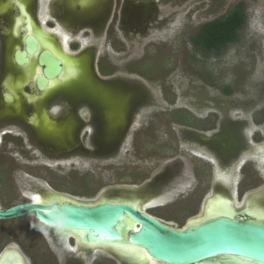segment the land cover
<instances>
[{
    "label": "rangeland",
    "instance_id": "374dc122",
    "mask_svg": "<svg viewBox=\"0 0 264 264\" xmlns=\"http://www.w3.org/2000/svg\"><path fill=\"white\" fill-rule=\"evenodd\" d=\"M241 1L247 3L248 20L240 33L238 43L232 45L221 57L212 56L207 61L205 59V63L201 65L190 59L189 55L195 54L187 42L183 41L184 43L178 48L174 43L169 47H149V56L152 57L150 60L156 70L153 77L150 74L149 79L135 85L144 90L137 94L134 91V68H138L134 63V38H124L121 30L116 36L121 40L122 45L117 47L111 41L113 35L107 34L106 31L93 42L91 26L82 28L79 31L82 40L73 37L71 39L73 43L69 42L67 48L76 55L80 53L92 55L91 70L97 83L104 85L105 89H112L114 83L118 81L122 87L128 88L129 91H119L123 97L121 100H125L120 103L121 109L125 108V123L116 131L108 132L103 127L102 120L97 119L95 112L98 114L99 110L95 107L94 97L90 93L84 94L87 91H81L80 87L71 91H56L49 101L52 111L66 104L70 112L74 110V113H77L80 124L81 121L83 123L87 121L79 126L69 150L66 146L57 147L52 144L40 146L32 139L33 130L26 125H20L25 133L18 128V121L8 120L0 123V205L6 208L23 202L36 190H38L36 194L41 198H44L47 191L81 201H91L90 203L106 195L114 198L128 194V189L136 188L132 185H143L154 179L156 175L164 173L165 169L162 168L155 171L158 164L164 162L172 164L173 160L183 156L188 161L192 178L195 180L196 173L203 171L206 177H203L202 184L207 185L210 182L212 167L180 149V146H183L189 150L188 144L191 141L186 139L189 142L186 143L181 137L180 129L172 117L174 109L190 110L194 115L202 118L216 113L219 121L237 122V125L245 129L252 139L256 131H261L263 141L258 148L264 150V125L259 127L256 123L264 121V0H168L169 5L166 7L159 4L157 6L166 13V16L170 15L169 12H174L180 17V31L173 40L177 42L183 31L185 37L181 38L188 41L201 24L221 16ZM40 2L45 4V0ZM112 2L115 3V0ZM98 6L99 0H95L84 8L87 14H91L97 12ZM113 12L106 27L111 26L114 21L115 10ZM121 14L118 13L120 18ZM75 40H79L81 44ZM73 44L78 46L73 47ZM101 59L107 71L105 74L112 73V75H102L99 67ZM164 60L167 61L165 66L162 63ZM211 75H214L213 78ZM168 84L173 85L177 91L160 90L161 86L168 87ZM228 86L233 90L231 95L222 91ZM148 88L152 91H146ZM111 93L113 94L112 91L109 92ZM134 95L137 103L150 102V108L141 112L146 119L153 117L154 122L152 127L142 130L143 133L137 137L138 143L135 147L134 132L141 124L134 125ZM173 99L176 100L175 106L169 103ZM159 102L163 103V110L153 108ZM1 105L3 103L0 97ZM25 111L27 113V109ZM32 111L31 108L28 110V112ZM74 116L76 117V114ZM91 120L92 123H89ZM57 132L56 138L59 137L60 131L56 130L55 133ZM5 133L8 134L4 135ZM237 155L238 153H235L231 157L232 160H237ZM198 156L209 159L205 153H198ZM215 160L213 161L215 170L217 168L225 170L226 167L233 166V164L229 165L231 161L226 163L220 159ZM235 173L239 176L241 171L237 170ZM250 174L253 179L255 173ZM164 185L166 184L162 183L160 187ZM178 188L169 187L168 190ZM136 189L144 192V187ZM146 189L145 192H152ZM179 189L183 190V188ZM140 194L145 193H139L138 196ZM199 201L200 194L186 191L184 195L178 194L166 203L155 204L151 208H155L154 211L161 216L171 219L170 222L179 228L183 220H185L184 224L186 222L187 212L183 211L188 207H195L198 213ZM167 203L171 204L160 207ZM23 222L22 231L17 230L14 235L11 234L9 243L18 244L23 248V253L29 254L30 264H42L43 259L50 264H57L49 254L52 253L51 248L41 236L37 238V243H34L38 227L28 220ZM11 223L2 224L10 226ZM40 230L45 233L44 229L40 228ZM104 262L115 264L107 258H104Z\"/></svg>",
    "mask_w": 264,
    "mask_h": 264
},
{
    "label": "flooded vegetation",
    "instance_id": "af4514ba",
    "mask_svg": "<svg viewBox=\"0 0 264 264\" xmlns=\"http://www.w3.org/2000/svg\"><path fill=\"white\" fill-rule=\"evenodd\" d=\"M71 1L73 4L74 2L77 4L78 11L80 12L81 7L84 8L89 3L95 2V0H45V4H42L40 0H0V97L3 103V105L0 106V123L12 120L19 122L17 123L18 128H21L20 125H26L33 130L31 133L33 141L42 147L51 144L54 145L57 142V134L55 131L59 130L61 132V138H64L62 142L65 143L67 150L70 149V144L75 140L74 136L79 126L87 123V121L84 123L81 121V125L78 122L79 117L77 113H74V110L70 112L69 106L66 104L58 110H51L49 101L54 97V93L58 88L52 86V82L59 78H49L48 85L45 86L43 90L40 89L38 80L40 77H44V68L40 64V54L41 52H47L54 58H58L61 62L62 60L58 57L56 52L43 46L44 39L49 44L52 43L51 45L55 47V49L61 50L64 48V52H67L72 59L74 58V64L77 65L76 75H71V77L67 79V87L61 90L71 91L73 88L80 87L82 89L81 91H87L84 94L88 95L90 93L94 97V102H96L95 107L99 110L98 114L94 111L97 119L99 121L102 120V125L106 128L108 125V121H106L108 107L106 109L104 106L105 101L103 100V95L105 92L110 91H112L114 95H117L120 93L119 91L129 90L126 87H122L119 81L114 83L112 89H105L103 87L104 85L97 83L91 70L92 55L90 53L88 55L82 53L76 55L67 49V43H73V41L71 42L73 37H79V39L82 40L79 32L82 28L91 26L93 30V35L91 36L93 42L106 31L107 34L113 35L111 41L117 47L122 45L121 40L116 36L117 33L120 34L121 30L123 31L122 36L124 38H134V45L132 44L134 46V63L138 65V68H134V91H136L137 94L139 91L144 90L135 85L142 84V81H145L147 78L149 79L150 74L153 77L156 70L152 60H150L152 57L149 56V47H169L170 44L174 43V46L178 48L184 42H187L193 49V54H195L189 55L190 59L200 65L205 63V59L207 61V59L212 56L221 57L232 45L229 46L228 49L222 51L221 54L214 51L205 52L195 47L191 37L200 31L205 24L213 22L228 13L237 4L244 2L241 1L237 3L221 16L201 24V26L189 37L188 41L182 39L185 37V32L183 31V33H180L178 41L175 42L173 40L180 31V17L174 12H169L170 15L166 16V13L157 6V4H159L166 7L169 5V3H167L168 0H115V3L112 2V0H99L97 12L91 14H87L86 11H83L81 14L78 13L76 6L75 10L72 9L74 6L71 5ZM114 10L115 14L113 19L115 22L113 21L112 25L109 27L107 26V28L106 24L109 16L111 12L114 13ZM119 12L122 13L121 18L119 17L120 15H118ZM31 40L36 43V50L34 52H29L30 50L28 49V44L32 42ZM75 42L81 44L79 40H75ZM77 46V44H73V47ZM19 53H25L24 58L26 61L20 63L22 57L17 55ZM102 61V59L99 61L102 75H112V73L105 74L106 70L104 69ZM165 62L167 61H162L164 66ZM62 64L64 70V63L62 62ZM82 64H84V72ZM63 70L62 72H64ZM213 76L214 75H211L212 78ZM208 83L215 86L214 83L209 81ZM161 87V91H177V89L173 88V85L168 84V87H166V85ZM42 91L49 92L45 95L42 94ZM131 91H133V89H131ZM146 91L152 90L148 88ZM118 98L123 97L119 94ZM135 99L134 95V125L141 124V126L137 127V130L134 132V147L137 146V137L143 133L142 130L154 125L153 117L151 119H146L141 112L143 109L147 110L150 108V102H138L140 103L138 104ZM169 103L171 106H175L176 100L173 99ZM163 107V103L159 102L156 103L153 108H160L163 110ZM30 108L33 110L32 112H28ZM25 109H27V113ZM174 110L175 112H188L196 120L195 125L176 123L184 141H186V139L191 141V143L186 141V143H189V150L185 149L183 146H180V149H182V152H188L198 161L207 162L212 167L210 182L207 185H203V177H206V173L199 171L196 173L197 175L194 180L185 156L173 160L171 162L172 164L164 162L156 166L155 171L161 168L167 170L165 173L167 178L165 177V180L162 182L166 185L153 188L155 191L152 193H157L159 196L163 190L166 191L169 187L177 188L180 185H184L183 190L178 189L177 195H184L186 191L192 194H200L198 213L197 210L194 209L195 207H188V209L183 211L185 213L187 212V217L185 216L186 222L184 224L185 220H183L179 228L186 226L191 219L201 216L203 214L206 199L216 191L220 193L224 192L226 196L232 195V193L235 192L236 202L241 206L242 203L244 204V200L248 195L253 196L255 194L264 193V150L258 148L263 141L261 131H256L255 137L252 139L245 129L237 125V122L219 121L216 113H211V115L202 118L201 116L194 115L190 110ZM74 114H76V117ZM92 120L88 122L92 123ZM256 123L259 127L264 125V121ZM21 130L24 131L22 128ZM7 134L8 133H5L4 135ZM198 153H205L209 159L198 156ZM235 153H238V158L237 160H232L231 157ZM215 159H220L222 162L226 163L227 161H231L229 165L233 164V166L226 167L225 170L220 168L215 170L213 162L216 161ZM237 170L241 171L239 176H236L235 172ZM251 172L255 173L253 179L251 178ZM35 193H38V190L31 192L29 197L23 202H29L28 199L30 197L38 196V194L36 195ZM49 193L50 192L47 191L44 197ZM176 194L173 196L174 198ZM23 202H18L16 204ZM169 204L171 203H167L160 207H165ZM0 206L3 209L11 207L4 208L2 205ZM154 209L155 208L150 207L145 212L159 220L171 223V219L161 216L157 211H154ZM233 215H242L250 219L258 220L238 208L236 211H233L230 216ZM225 217L228 216L226 215ZM24 220H28L38 227L37 237L34 243H37V238L41 236L48 244L49 248H51L52 253L49 254L57 264H105L104 258H107L115 264H121L114 255L103 251L94 253L88 248L84 250H90L91 252L73 251V249L77 247L73 239L70 240V243L72 242L70 246L63 242L59 243L58 238L61 240L64 239L66 242L69 238L67 239L65 235L58 234L56 230H53V233H49L47 236L40 230L41 227L31 216L0 221V259L6 256V254H11L10 258L13 257V261L10 260L9 262H5L7 264H16L18 262L20 264H30L29 254L23 253L24 249L20 248L18 244L9 243V238L12 236L11 234L14 235L17 230L22 231L21 225H23ZM3 222L12 223L10 226H3ZM53 247L54 249H52ZM7 251L10 253H7ZM122 262L127 264L124 261ZM42 264L50 263L43 259Z\"/></svg>",
    "mask_w": 264,
    "mask_h": 264
},
{
    "label": "water",
    "instance_id": "95a60500",
    "mask_svg": "<svg viewBox=\"0 0 264 264\" xmlns=\"http://www.w3.org/2000/svg\"><path fill=\"white\" fill-rule=\"evenodd\" d=\"M70 3L75 10L77 4L74 2V5L72 1ZM83 11L85 8L81 7V12L77 8L78 13L81 14ZM31 41L28 49L29 52H34L36 43ZM17 55L22 57L20 63L26 61L25 53ZM40 64L44 68V77L39 78L38 85L43 90L48 85L49 78L61 74L63 64L47 52H41ZM82 66L84 72V64ZM103 96L104 106L108 107L106 129L111 133L125 123V108H122L124 109L122 111L120 107V103L124 101L114 93L105 92ZM62 140L64 138H57L54 145L65 147ZM166 171L143 185L132 186L146 187L147 191H154L153 188L160 187L165 180ZM28 200L29 202L19 203L7 209L0 206V221L31 216L44 231L47 230L49 233L60 229L83 233L85 243H125L139 248L156 264H228L229 261L235 264H264V221L246 216H219L178 228L127 203L88 204L84 203L86 201H82L83 203L53 201L41 204L34 202L31 197ZM124 220L134 222L137 228L127 233L122 232L120 227ZM71 239L76 246L74 237H69L67 243L60 238L58 241L70 246ZM84 251L90 250L81 252ZM114 256L124 264L118 256Z\"/></svg>",
    "mask_w": 264,
    "mask_h": 264
},
{
    "label": "bare ground",
    "instance_id": "6f19581e",
    "mask_svg": "<svg viewBox=\"0 0 264 264\" xmlns=\"http://www.w3.org/2000/svg\"><path fill=\"white\" fill-rule=\"evenodd\" d=\"M59 31H61V30H59ZM51 44H49L44 39L43 46L45 48H49L50 50L56 52L58 57L64 63V70H63L64 72H61V74L58 76L59 79L52 82V86H55L58 88L63 86L62 89H64L68 85L67 79L69 77H71V75L75 74V72L77 70V67H76L77 65L74 64L75 63L73 61L74 58L72 59L71 56L67 54V52L66 53L64 52V48L61 50L55 49V47H53ZM65 67H66V70H65ZM58 88H57V90H58ZM48 92L49 91H42V94L46 95V93H48ZM51 127H52V125H51ZM57 135H58V133H57ZM58 138H61V132L59 133ZM236 184H238V183H236ZM180 186H179V188H180ZM181 188H184V186L182 185ZM145 189H146V187H144V192L137 191L136 188L128 189V191H129V192H127L128 194L118 195L117 197H114V198H112L108 195L102 196L100 199H97V201L93 202V203H127V204H130V205L136 207L138 210L145 212L148 208L154 206L155 204H161L163 202L166 203L167 201L171 200V198L175 195V193L178 190V189H174V190H168L167 189L166 191L163 190V192L161 194H159V196H158L157 193H152L154 191H152L151 193L145 192ZM146 191H147V189H146ZM132 193H134V194H132ZM139 193H145V194H143V195L140 194L138 196ZM234 193H232V195L226 196V193H224V192H221V193L220 192H214V194L210 195L206 199V202L204 204L203 214L201 216L194 218V219H191L187 223V226L190 224H198L199 222H202V221H205L208 219H212V218H216L219 216H226V215L230 216V215H232L233 211H236L237 208L240 209L241 211H243L244 213H247V214L253 216L254 218H256L258 220L264 221V193L255 194L253 196L248 195L249 197H247L244 200V204L242 203V206L236 203V199H235L236 193L235 194ZM103 195H105V194H103ZM32 199L34 200V202L41 203V204H48V203H51L53 201H58L61 203L68 202V201L72 202V203H83L82 201H79L76 198H73V197H70L67 195H63L60 193L51 192V191L44 198H41L40 196H35V197H32ZM90 202L91 201L84 202V203L89 204ZM93 203H90V204H93ZM120 228H121L122 232L127 233L130 230H135L137 228V226L134 222H132L130 220H124L121 222ZM56 232H58V234H60V235H65L67 237V239L69 237H74L76 239L77 247L73 249V251H75V252H79V251H82V250L88 248V249H91L94 253H97L99 251H105V252H108L112 255H116L120 258V260L124 261L127 264H156L155 261L150 260L143 252H141L139 248H136L134 246H131V245H128L125 243H119V242H117V243H100V244L99 243L98 244L93 243V242L85 243L84 238H83V233H81V232H70V231H64V230H60V229H56ZM45 233L49 234V231L45 230ZM7 253H10V252L7 251ZM10 255L11 254H6V256L2 257L0 259V264H7L5 262H9L10 260L13 261V257L10 258ZM18 261H20V260H18ZM16 264H20V263L18 262ZM228 264H235V263H231V261H229Z\"/></svg>",
    "mask_w": 264,
    "mask_h": 264
},
{
    "label": "trees",
    "instance_id": "16d2710c",
    "mask_svg": "<svg viewBox=\"0 0 264 264\" xmlns=\"http://www.w3.org/2000/svg\"><path fill=\"white\" fill-rule=\"evenodd\" d=\"M247 9V4L241 2L225 15L213 22L205 24L200 31L191 37L195 47L205 52L214 51L221 54L229 46L239 42L240 33L248 20ZM222 90L227 95H231L233 92L229 86ZM172 117L176 123H185L188 125H195L196 123L194 117L188 112H174Z\"/></svg>",
    "mask_w": 264,
    "mask_h": 264
}]
</instances>
